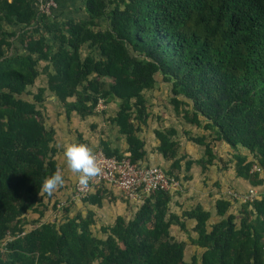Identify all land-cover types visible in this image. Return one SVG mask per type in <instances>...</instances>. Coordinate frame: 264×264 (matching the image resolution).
Returning <instances> with one entry per match:
<instances>
[{"label":"trees","instance_id":"trees-1","mask_svg":"<svg viewBox=\"0 0 264 264\" xmlns=\"http://www.w3.org/2000/svg\"><path fill=\"white\" fill-rule=\"evenodd\" d=\"M35 1L0 0V264H264V0H86L88 20L61 23ZM39 78L46 87L34 92ZM161 82L164 110L204 153L188 161L175 127L155 131L167 181L178 189L183 170L211 166L220 143L258 199L239 202L235 215L220 197L210 224L201 206L171 212L172 189H159L131 219L102 227L103 238L93 236L90 212L27 228L28 215H42L43 181L57 170L54 131L40 111L45 93L82 120L114 103L111 122L126 151L101 142L93 152L151 168L142 166L139 133L155 118ZM104 188L82 202L100 205Z\"/></svg>","mask_w":264,"mask_h":264},{"label":"crops","instance_id":"crops-1","mask_svg":"<svg viewBox=\"0 0 264 264\" xmlns=\"http://www.w3.org/2000/svg\"><path fill=\"white\" fill-rule=\"evenodd\" d=\"M47 1H54L56 4V8L51 11L50 15L53 21L61 23L71 20H88L85 6L86 0H42V2ZM163 86L164 90L161 100L165 99L168 92V87L164 84ZM41 87H46V80L39 78L35 83L33 91L35 92ZM153 109L154 107L152 111ZM105 110L104 115L98 114L82 120L75 113L67 114L55 95L48 91L45 93L43 109L40 111L45 116L46 127L52 128L54 131L53 147L56 151L55 161L57 168H60L62 171L64 184L51 195L43 192V207L39 208L42 211V215H28L27 219L30 225H27V228L33 226L35 228L38 225L46 223H62L63 220L72 219L78 215L85 218L90 212L93 214L95 222V225L91 227V232L93 236L103 238L100 232L102 227L112 226L118 217L129 220L137 212L140 201L128 202L118 191L109 187L102 189L107 193L103 196L100 205L74 202L71 199L77 180L67 168L63 156L64 146L67 143H78L79 138H81L84 144H87L93 150L97 149L101 142H106L112 150L122 153L126 151L127 147L124 138L119 134L116 125L111 122L117 112L116 105L114 103L110 104L106 106ZM163 110L164 107L162 106L161 110L153 111L152 114L155 115V118H151L148 125L142 127L139 133V139L144 142L145 152L142 166L159 167L163 170L168 168L169 163L157 151L159 142L155 137V131L167 127H175L178 132V140L180 141L178 152L180 155L185 156L188 161L202 159L204 155L203 149L187 142L182 135V128L178 126L170 110ZM212 151L215 154L216 160L204 171H202L199 165H193L188 171H182L180 176L182 181L179 182L181 183V187L176 188L177 190L172 189L171 212L181 216L184 211L201 206L204 211L210 213L211 224L217 220L215 215L216 201L220 197H225L231 201L230 213L238 214L240 208L239 202L241 200L236 198L246 195L252 187L247 181L236 176L235 161L229 154V149L225 144L217 143L212 145ZM221 160L225 165L221 163ZM185 176L188 177L186 181L183 180ZM261 177L264 179V174H261ZM63 208L67 209V211L64 212ZM32 222L36 223L32 224ZM186 226L188 232H190L192 224L186 222ZM173 230L179 237V240L187 241L185 233L176 227Z\"/></svg>","mask_w":264,"mask_h":264},{"label":"built area","instance_id":"built-area-1","mask_svg":"<svg viewBox=\"0 0 264 264\" xmlns=\"http://www.w3.org/2000/svg\"><path fill=\"white\" fill-rule=\"evenodd\" d=\"M35 5L42 15H51V11L56 8L54 1L42 2L36 0ZM105 109L102 101H99L96 111ZM97 163L101 168V173L93 178L87 186H81L76 182L73 195L71 197L74 202H82L86 200L96 189L101 187H109L118 191L121 196L129 201H140L144 195L154 190H171L177 188V183H169L159 168H139L132 164L129 156L117 160L114 157H106L101 151L94 153ZM260 170L253 167L252 172ZM258 195L254 190H249L246 195L237 197L242 203L253 202Z\"/></svg>","mask_w":264,"mask_h":264},{"label":"clouds","instance_id":"clouds-1","mask_svg":"<svg viewBox=\"0 0 264 264\" xmlns=\"http://www.w3.org/2000/svg\"><path fill=\"white\" fill-rule=\"evenodd\" d=\"M63 156L67 168L73 173L81 186H87L89 182L101 173L97 158L93 149L84 143H67L64 146ZM64 184V177L60 168L43 181L41 191L51 195Z\"/></svg>","mask_w":264,"mask_h":264},{"label":"rangeland","instance_id":"rangeland-1","mask_svg":"<svg viewBox=\"0 0 264 264\" xmlns=\"http://www.w3.org/2000/svg\"><path fill=\"white\" fill-rule=\"evenodd\" d=\"M163 90H164V86L163 83L161 82L159 88L158 86H156L155 91L152 93L153 96L152 102L155 105L153 111L155 112L161 110L162 106L165 104V101L161 100L163 97Z\"/></svg>","mask_w":264,"mask_h":264}]
</instances>
